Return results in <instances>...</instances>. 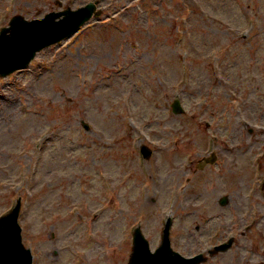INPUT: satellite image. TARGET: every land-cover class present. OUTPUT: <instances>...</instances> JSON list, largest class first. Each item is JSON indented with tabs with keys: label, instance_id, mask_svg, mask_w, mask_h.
I'll return each instance as SVG.
<instances>
[{
	"label": "rangeland",
	"instance_id": "rangeland-1",
	"mask_svg": "<svg viewBox=\"0 0 264 264\" xmlns=\"http://www.w3.org/2000/svg\"><path fill=\"white\" fill-rule=\"evenodd\" d=\"M46 1L29 0L23 13L75 10L88 0ZM107 5L103 23L0 80V214L14 204L9 185L18 172L13 196L22 199L19 225L33 264H126L135 222L154 249L160 215L173 214L166 195L182 182L180 167L210 151L217 167L195 175L188 198L197 205L176 215L173 249L188 255L203 245L198 238L210 232L194 225L212 212L233 230L259 217L254 234H264V0ZM122 6L129 8L112 21ZM248 18L258 32L241 38ZM180 95L185 114L173 115ZM139 142L154 149L152 179L136 158ZM74 206L79 213L67 217ZM246 240L209 264H241Z\"/></svg>",
	"mask_w": 264,
	"mask_h": 264
},
{
	"label": "water",
	"instance_id": "water-1",
	"mask_svg": "<svg viewBox=\"0 0 264 264\" xmlns=\"http://www.w3.org/2000/svg\"><path fill=\"white\" fill-rule=\"evenodd\" d=\"M82 12L67 14V17L54 27L52 21L57 15H50L31 29L16 28L11 39L4 41L0 49V74H7L22 68L33 58L36 51L71 35L89 16ZM173 111L180 113L177 102ZM16 211L0 220V264H30L28 252L22 249L19 229L16 226ZM133 254L129 264H198L199 259H184L172 253L166 237L162 246L151 254L142 239L135 238Z\"/></svg>",
	"mask_w": 264,
	"mask_h": 264
},
{
	"label": "flooded vegetation",
	"instance_id": "flooded-vegetation-1",
	"mask_svg": "<svg viewBox=\"0 0 264 264\" xmlns=\"http://www.w3.org/2000/svg\"><path fill=\"white\" fill-rule=\"evenodd\" d=\"M6 1H8V0H6ZM10 1H14V2H17V3H19V2L21 1V2H23V3H26L28 0H10ZM33 1H34V0H33ZM4 2H5V0H0V29L3 27ZM27 5L29 6V1H28ZM217 204H218V202H217ZM213 214H216L217 217L211 218V219H209V220H207V217H204V218H202L201 221H205V222H207V225H208V232H210V233L207 234V235H211V233L216 229V228H215L216 225H217V224H221V226H222L221 229L215 231V233L213 234V237L221 239L223 233L226 232V227H225L226 225H225V223H224L225 220H226V217H225L223 214H219V213H216V212H212V214L209 213V216H211V215H213ZM215 223H216V224H215ZM194 229H195L196 232L199 231V226H198V223H197V222H196L195 225H194ZM203 231H205V229H203ZM208 232H207V233H208ZM254 233H255V232H254ZM254 233H253V230H252V229H246V232H241L242 238H245V237H246V239H247L246 242H245V247H246V246H249V247H250L251 249H253V250H255V246H254V245H251V244H250V241H251L252 237H255V238L258 237V234H254ZM204 234H205V233H204ZM242 238H241V239H242ZM241 239H240V240H241ZM240 240H238V241H233V245L239 243ZM222 242H223V241H221V242H219V241H215V242L213 243V245H218V244H220V243H222ZM233 245H232V247H233ZM217 256H218V255H217ZM217 256H215V257H217ZM215 257H214V258H215ZM250 258H251V260L258 259V260H260L258 263L264 264V250L262 251L261 254H259V255H257V256H255L254 254L250 255V256H249V259H250ZM216 259H218V258H216ZM249 259H248V260H249ZM247 262H248V264H253V263H254L253 261H247ZM247 262L244 263V264H247ZM217 264H219V262H217Z\"/></svg>",
	"mask_w": 264,
	"mask_h": 264
}]
</instances>
